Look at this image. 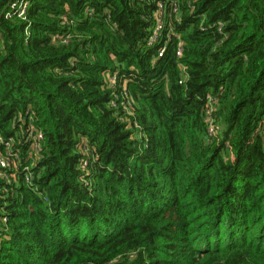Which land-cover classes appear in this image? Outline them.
Masks as SVG:
<instances>
[{
    "label": "trees",
    "instance_id": "obj_1",
    "mask_svg": "<svg viewBox=\"0 0 264 264\" xmlns=\"http://www.w3.org/2000/svg\"><path fill=\"white\" fill-rule=\"evenodd\" d=\"M26 1L0 0V264H264V0ZM163 2L181 56L147 44Z\"/></svg>",
    "mask_w": 264,
    "mask_h": 264
},
{
    "label": "built area",
    "instance_id": "obj_2",
    "mask_svg": "<svg viewBox=\"0 0 264 264\" xmlns=\"http://www.w3.org/2000/svg\"><path fill=\"white\" fill-rule=\"evenodd\" d=\"M28 2L26 0H19V2L12 3V9L21 8V16L25 13ZM156 15V25L153 29L152 34L148 40V46L154 47L158 44H162V47L158 49V57L162 58L166 54L167 43L175 38L178 40V56L182 55L183 52V42L180 40V36L174 33L171 22L168 21V15L166 10V3L159 4ZM174 12L178 11V5L174 4ZM223 27L222 23L219 24V30ZM166 37V40L163 45V38ZM117 80V76L111 77V81L114 82ZM212 100L211 98H209ZM212 111L209 110V115L207 117V122L209 123V135H216V127L213 122ZM43 135L41 132L37 131L33 126L30 127L27 134V141L30 143L35 155H39L42 152V143ZM20 157L19 154L13 150V142L11 140H6L3 136L0 135V175L6 179L11 177H16V172L18 170V161ZM88 167V161L84 160L82 163V168L86 169ZM12 168L14 171H12ZM24 179L28 185H31L32 173L30 167H25L23 169ZM7 222V219H4Z\"/></svg>",
    "mask_w": 264,
    "mask_h": 264
}]
</instances>
